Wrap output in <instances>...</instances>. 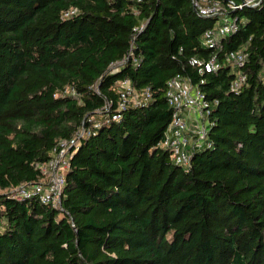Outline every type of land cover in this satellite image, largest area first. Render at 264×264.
I'll return each mask as SVG.
<instances>
[{
    "label": "trees",
    "instance_id": "trees-1",
    "mask_svg": "<svg viewBox=\"0 0 264 264\" xmlns=\"http://www.w3.org/2000/svg\"><path fill=\"white\" fill-rule=\"evenodd\" d=\"M205 1L223 14L194 0H0V264H264V0ZM225 19L234 28L205 46ZM237 51L241 66L227 61ZM213 56L217 71L192 64ZM177 75L210 103L188 166L158 146ZM124 80L151 98L107 122ZM82 128L60 202L16 198Z\"/></svg>",
    "mask_w": 264,
    "mask_h": 264
},
{
    "label": "built area",
    "instance_id": "built-area-1",
    "mask_svg": "<svg viewBox=\"0 0 264 264\" xmlns=\"http://www.w3.org/2000/svg\"><path fill=\"white\" fill-rule=\"evenodd\" d=\"M259 0H244L243 4L236 5L230 3V8H241L244 6L255 5ZM194 6L202 16L222 15L225 7L218 1L194 0ZM76 9H72L64 14L65 17L73 15ZM235 22L225 19L223 25L216 29L208 30L205 33L204 45L213 47L218 40L229 34L234 28ZM247 54L243 51L232 52L227 61L233 62L238 66L245 63ZM192 64L200 68L201 71H217L220 68L216 56L210 60L204 61L193 59ZM246 76L238 74L232 87L238 90L245 83ZM119 100L114 113L107 119L108 121L119 122L122 118L121 112L129 105L139 106L146 104L151 98L149 89L138 92L130 80H124L119 83ZM166 98L169 105L173 108L172 121L169 124L165 136L158 143L159 147L168 149L172 152L176 163L184 166L190 164L192 151L196 146H201L207 137L208 128L211 122L207 118L209 115L210 103L206 100L204 93L191 81L181 75H177L168 81ZM111 103L106 104L103 111H109ZM97 127V125H95ZM77 134L68 140L60 142L55 149V155L46 163L38 164L45 179L39 183L24 184L15 191L16 198L37 197L43 203H52L57 205L61 200L62 189L65 184V173L70 167V160L77 151L79 140L82 136L88 135L90 129L82 128Z\"/></svg>",
    "mask_w": 264,
    "mask_h": 264
},
{
    "label": "rangeland",
    "instance_id": "rangeland-1",
    "mask_svg": "<svg viewBox=\"0 0 264 264\" xmlns=\"http://www.w3.org/2000/svg\"><path fill=\"white\" fill-rule=\"evenodd\" d=\"M80 131H81L80 134L82 135L84 133V131L83 130H80Z\"/></svg>",
    "mask_w": 264,
    "mask_h": 264
}]
</instances>
